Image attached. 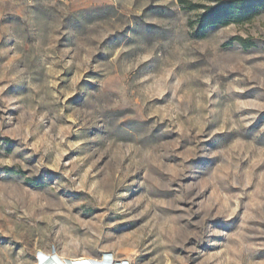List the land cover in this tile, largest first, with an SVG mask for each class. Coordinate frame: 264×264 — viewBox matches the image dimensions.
Segmentation results:
<instances>
[{"label":"rangeland","instance_id":"obj_1","mask_svg":"<svg viewBox=\"0 0 264 264\" xmlns=\"http://www.w3.org/2000/svg\"><path fill=\"white\" fill-rule=\"evenodd\" d=\"M41 254L264 264V0H0V264Z\"/></svg>","mask_w":264,"mask_h":264},{"label":"bare ground","instance_id":"obj_2","mask_svg":"<svg viewBox=\"0 0 264 264\" xmlns=\"http://www.w3.org/2000/svg\"><path fill=\"white\" fill-rule=\"evenodd\" d=\"M41 263L40 264H126L125 262H116L114 261L109 255H105L101 258H93L90 256H82L75 260L60 258L58 255H43L41 254L40 257Z\"/></svg>","mask_w":264,"mask_h":264},{"label":"trees","instance_id":"obj_3","mask_svg":"<svg viewBox=\"0 0 264 264\" xmlns=\"http://www.w3.org/2000/svg\"><path fill=\"white\" fill-rule=\"evenodd\" d=\"M227 7H231V8H237L238 7L240 9H243L244 8V5L241 4V3H239V4H229L228 6H224V8H227ZM242 11H244V10H237V12H240V13H242ZM220 17H221L220 19L221 20H224V21H226V19L228 18L227 16H222V15H220Z\"/></svg>","mask_w":264,"mask_h":264},{"label":"built area","instance_id":"obj_4","mask_svg":"<svg viewBox=\"0 0 264 264\" xmlns=\"http://www.w3.org/2000/svg\"><path fill=\"white\" fill-rule=\"evenodd\" d=\"M123 262H125V263L127 264V262H126V261H123Z\"/></svg>","mask_w":264,"mask_h":264}]
</instances>
